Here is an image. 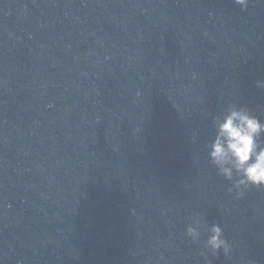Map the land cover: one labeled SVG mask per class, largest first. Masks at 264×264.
<instances>
[{
  "label": "water",
  "instance_id": "1",
  "mask_svg": "<svg viewBox=\"0 0 264 264\" xmlns=\"http://www.w3.org/2000/svg\"><path fill=\"white\" fill-rule=\"evenodd\" d=\"M258 79L261 0H0V264H206L197 219L264 264V189L208 157Z\"/></svg>",
  "mask_w": 264,
  "mask_h": 264
},
{
  "label": "clouds",
  "instance_id": "2",
  "mask_svg": "<svg viewBox=\"0 0 264 264\" xmlns=\"http://www.w3.org/2000/svg\"><path fill=\"white\" fill-rule=\"evenodd\" d=\"M251 2L234 0L241 11H247ZM261 2L264 3V0ZM255 86L264 89V79L256 80ZM213 124L215 136L208 144V157L218 174L230 182L229 193H234L237 199H243L253 187L264 189V121L253 115L247 107L231 104L214 117ZM192 139L195 142L196 137ZM202 227L208 235L199 256L206 264H212L210 257L218 258L221 252L225 257H230L233 245L218 223L209 225L197 219L187 225L185 235L199 243ZM248 264L255 262L250 259Z\"/></svg>",
  "mask_w": 264,
  "mask_h": 264
}]
</instances>
